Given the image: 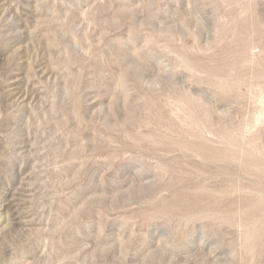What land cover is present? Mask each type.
Instances as JSON below:
<instances>
[{
	"label": "rangeland",
	"instance_id": "rangeland-1",
	"mask_svg": "<svg viewBox=\"0 0 264 264\" xmlns=\"http://www.w3.org/2000/svg\"><path fill=\"white\" fill-rule=\"evenodd\" d=\"M0 264H264V0H0Z\"/></svg>",
	"mask_w": 264,
	"mask_h": 264
},
{
	"label": "bare ground",
	"instance_id": "bare-ground-1",
	"mask_svg": "<svg viewBox=\"0 0 264 264\" xmlns=\"http://www.w3.org/2000/svg\"><path fill=\"white\" fill-rule=\"evenodd\" d=\"M1 216V215H0Z\"/></svg>",
	"mask_w": 264,
	"mask_h": 264
}]
</instances>
